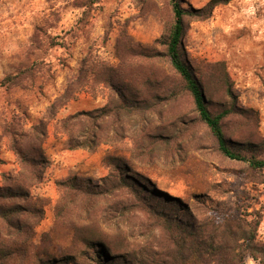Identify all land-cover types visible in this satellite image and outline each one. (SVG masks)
I'll return each mask as SVG.
<instances>
[{"label":"rangeland","instance_id":"obj_1","mask_svg":"<svg viewBox=\"0 0 264 264\" xmlns=\"http://www.w3.org/2000/svg\"><path fill=\"white\" fill-rule=\"evenodd\" d=\"M210 1L181 0L202 15L184 16L182 52L214 110L225 102L226 71L238 106L254 111L228 119L226 135L261 145L264 157V0H221L208 13ZM173 21L170 0H0V187L28 193L4 203L28 209L15 213L23 231L10 229L9 243L43 255L68 245L71 227L83 224L132 240L145 222L133 194L88 200L60 184L72 177L101 183L111 172L107 156L126 160L132 177L178 197L196 216L259 211L264 238V169L223 156L198 120L157 42ZM122 95L139 100L137 108L103 119L94 145L72 148L90 122L66 125L65 118L111 109ZM39 152L48 162L37 179L20 156ZM28 258L25 264H35Z\"/></svg>","mask_w":264,"mask_h":264},{"label":"trees","instance_id":"obj_2","mask_svg":"<svg viewBox=\"0 0 264 264\" xmlns=\"http://www.w3.org/2000/svg\"><path fill=\"white\" fill-rule=\"evenodd\" d=\"M220 1L208 2V13ZM180 2L181 0H170L174 21L157 42L165 48L173 72L181 80L182 89L191 95L198 120L215 138L218 151L229 159L247 164L251 171L260 172L264 169L261 145L248 140H233L225 132V122L228 119L254 111L238 106L237 97L224 69L220 80L225 102L218 104L215 110L212 108L214 102L209 90L186 61L181 48L184 16L202 15L198 9L186 10ZM174 96L175 94L170 95ZM162 98L166 100L167 96ZM138 104L139 100L128 99L122 95L121 104L111 109L103 107L65 118L66 125L75 123L87 126L90 122L89 128L86 127V131L80 134L81 140L72 144V148L94 145V129H99V123L103 119L123 109L131 111L132 108H137ZM17 153L21 152L17 150ZM20 157L33 165V178L39 179L40 170L48 162L44 155L39 152L35 157ZM103 161L111 167V172L102 178L101 183L72 177L60 184L88 200L113 195L120 190L133 194L145 216V222L136 235H132V240L122 234L92 232L89 231L88 225L83 224L71 227L73 235L70 243L59 250H44L41 255L36 249L30 251L28 245L14 246L9 243L12 235L10 229L19 233L23 231V225L16 223L13 217L18 210L22 214L21 210L26 212L28 209L20 202L19 206H5L4 203L14 199L25 200L28 193L22 189L0 187V264H21L16 262V258L25 264V258L32 256L35 264H245L248 258L258 264H264V238L258 235L262 221L259 211L249 212L243 208L240 214L236 215L221 208L212 209L213 214L207 213L199 217L178 197L157 190L144 178L132 177L128 163L121 157L107 156Z\"/></svg>","mask_w":264,"mask_h":264}]
</instances>
